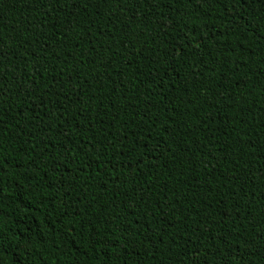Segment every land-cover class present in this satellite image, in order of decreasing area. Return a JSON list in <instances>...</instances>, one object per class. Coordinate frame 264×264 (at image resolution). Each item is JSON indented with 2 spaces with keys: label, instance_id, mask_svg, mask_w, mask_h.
Returning a JSON list of instances; mask_svg holds the SVG:
<instances>
[{
  "label": "trees",
  "instance_id": "1",
  "mask_svg": "<svg viewBox=\"0 0 264 264\" xmlns=\"http://www.w3.org/2000/svg\"><path fill=\"white\" fill-rule=\"evenodd\" d=\"M0 264H264V0H0Z\"/></svg>",
  "mask_w": 264,
  "mask_h": 264
}]
</instances>
